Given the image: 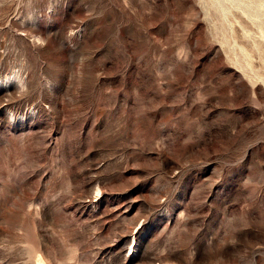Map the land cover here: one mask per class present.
Instances as JSON below:
<instances>
[{"label": "rangeland", "instance_id": "1", "mask_svg": "<svg viewBox=\"0 0 264 264\" xmlns=\"http://www.w3.org/2000/svg\"><path fill=\"white\" fill-rule=\"evenodd\" d=\"M0 264H264V0H0Z\"/></svg>", "mask_w": 264, "mask_h": 264}]
</instances>
